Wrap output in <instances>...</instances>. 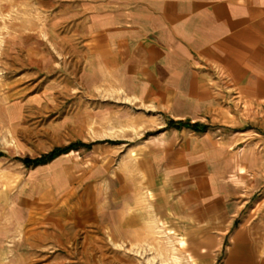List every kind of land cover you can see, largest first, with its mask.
<instances>
[{
	"label": "crops",
	"instance_id": "crops-1",
	"mask_svg": "<svg viewBox=\"0 0 264 264\" xmlns=\"http://www.w3.org/2000/svg\"><path fill=\"white\" fill-rule=\"evenodd\" d=\"M69 5L101 107L72 139L93 146L0 215L10 263L66 231L116 264H264V0Z\"/></svg>",
	"mask_w": 264,
	"mask_h": 264
},
{
	"label": "rangeland",
	"instance_id": "rangeland-1",
	"mask_svg": "<svg viewBox=\"0 0 264 264\" xmlns=\"http://www.w3.org/2000/svg\"><path fill=\"white\" fill-rule=\"evenodd\" d=\"M69 8V0H0V215L20 197L34 199L50 188L51 169L28 166L25 159H38L71 144L79 147L63 155L92 149L93 144L72 139L82 136L71 131L73 111L81 113L82 122L88 109L101 107L88 99L99 93L85 84V39L67 31ZM171 122L174 126L167 128L179 127ZM49 212L45 207L44 222ZM4 226L1 219L0 264H19L10 263L12 254L2 252ZM64 233L52 246L39 247L42 250L33 254L30 264H116L112 251L102 260L97 245L84 246L81 235L70 238ZM12 238L18 243L16 236Z\"/></svg>",
	"mask_w": 264,
	"mask_h": 264
},
{
	"label": "trees",
	"instance_id": "trees-1",
	"mask_svg": "<svg viewBox=\"0 0 264 264\" xmlns=\"http://www.w3.org/2000/svg\"><path fill=\"white\" fill-rule=\"evenodd\" d=\"M174 126V124L171 122L168 127ZM82 146H84L83 144H81ZM86 147L90 148V146L85 145ZM79 147V144H71L70 146L66 147V148H61V149H56L53 152L38 158V159H25L24 163L28 166H33V167H37V166H41V165H45L50 163L51 161H53L54 159H56L57 157L63 155V154H67L72 150H75Z\"/></svg>",
	"mask_w": 264,
	"mask_h": 264
}]
</instances>
